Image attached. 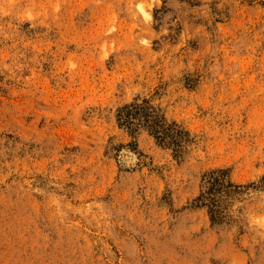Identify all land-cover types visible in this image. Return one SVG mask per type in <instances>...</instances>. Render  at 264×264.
<instances>
[{
	"label": "rangeland",
	"instance_id": "1",
	"mask_svg": "<svg viewBox=\"0 0 264 264\" xmlns=\"http://www.w3.org/2000/svg\"><path fill=\"white\" fill-rule=\"evenodd\" d=\"M0 264H264V0H0Z\"/></svg>",
	"mask_w": 264,
	"mask_h": 264
},
{
	"label": "trees",
	"instance_id": "2",
	"mask_svg": "<svg viewBox=\"0 0 264 264\" xmlns=\"http://www.w3.org/2000/svg\"><path fill=\"white\" fill-rule=\"evenodd\" d=\"M142 111V108H140V107H135V108H133V109H129V108H126V109H124V111H122V120H123V122L125 123V124H129V123H131V121H132V119H135L138 115H139V113ZM144 117H146V118H148L147 116H144ZM149 120V119H148ZM155 124V123H154ZM156 131V133H158L159 131H157V130H155ZM162 132H166V131H162ZM163 134V133H162ZM158 138H161L162 139V137L160 136V137H158Z\"/></svg>",
	"mask_w": 264,
	"mask_h": 264
}]
</instances>
